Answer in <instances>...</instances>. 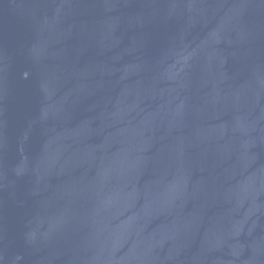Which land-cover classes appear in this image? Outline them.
I'll return each mask as SVG.
<instances>
[{"label": "water", "instance_id": "95a60500", "mask_svg": "<svg viewBox=\"0 0 264 264\" xmlns=\"http://www.w3.org/2000/svg\"><path fill=\"white\" fill-rule=\"evenodd\" d=\"M0 264H264V0H0Z\"/></svg>", "mask_w": 264, "mask_h": 264}]
</instances>
